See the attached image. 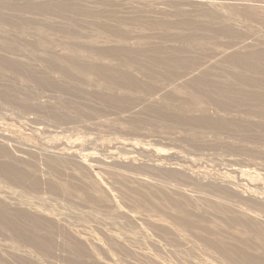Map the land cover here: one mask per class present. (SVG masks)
<instances>
[{"label":"rangeland","instance_id":"1","mask_svg":"<svg viewBox=\"0 0 264 264\" xmlns=\"http://www.w3.org/2000/svg\"><path fill=\"white\" fill-rule=\"evenodd\" d=\"M0 264H264V0H0Z\"/></svg>","mask_w":264,"mask_h":264}]
</instances>
